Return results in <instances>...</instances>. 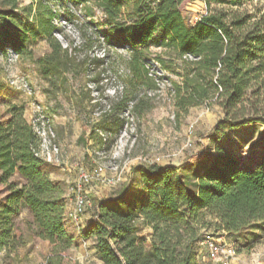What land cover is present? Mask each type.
<instances>
[{"label": "trees", "instance_id": "trees-1", "mask_svg": "<svg viewBox=\"0 0 264 264\" xmlns=\"http://www.w3.org/2000/svg\"><path fill=\"white\" fill-rule=\"evenodd\" d=\"M51 1L57 0L25 5L0 0V20L11 27L0 32V52L10 48L21 53L29 34L44 36L49 51L36 59L39 72L67 80V74L87 70V64L76 57L75 48L62 47L54 35L56 11ZM68 1L84 5L91 0ZM93 1L105 18L102 41L130 48V82L155 86L146 61L151 39L160 30L159 44L171 47L182 59L181 71L176 72L180 80L172 82L177 109L213 100L223 111L213 128L218 133L250 122L264 124V8L252 19L238 11L210 9V3L218 0H202L207 13L189 24L180 11L186 0ZM188 1L193 2L186 8L199 0ZM242 1L248 0H228ZM156 60L175 72L161 56ZM5 88L0 79V94ZM127 102L121 97L112 109L119 112ZM23 114L24 107L15 103L0 110V182L7 183L16 173L25 180L22 185L7 183L0 205V249L12 244L13 217L25 207L32 217L33 235L51 245L40 264H63L60 253L72 241L65 229L66 200L60 185L50 178L48 164L35 155L37 139ZM135 170L144 189L138 211L127 201L124 184L117 194L97 203L93 224L83 232L84 238L95 237L102 264H196L197 241L203 232L196 233L201 228L236 234L264 224V162L245 168L232 154L218 151L197 174L194 195L187 192L176 167L152 164ZM139 218L153 230L148 251L138 242Z\"/></svg>", "mask_w": 264, "mask_h": 264}, {"label": "rangeland", "instance_id": "rangeland-1", "mask_svg": "<svg viewBox=\"0 0 264 264\" xmlns=\"http://www.w3.org/2000/svg\"><path fill=\"white\" fill-rule=\"evenodd\" d=\"M30 1L19 0V5ZM188 2L193 1L182 2L180 11L185 21L192 24L205 15L208 8L202 0L186 8ZM49 5L56 11L54 35L62 47L75 48L76 57L85 60L87 70L67 74V80L42 76L36 59L48 52L49 46L44 36L32 37L29 34L23 41L25 49L17 53L14 62H10L5 53L0 56V79L6 84L0 94V110L12 103L22 105L24 110L30 105L32 109L35 102L48 107L62 158L58 163H47L46 170L63 190L67 202L65 212L70 205V187L77 179L76 164L87 171L100 163L117 166L116 171L108 169L106 172L107 176L118 178L115 184L110 185L101 177L94 178L87 185L91 203L88 207L95 217L94 200L98 196L103 197L99 188L104 189L108 198L117 194L124 184L127 201L133 206V211H138L144 189L138 171H133L135 166L176 167L181 181L186 183L187 192L194 195L197 174L218 151L232 154L245 168L264 162V124L250 122L218 133L213 128L223 111L213 100L186 109L176 108L172 82L180 80L176 72L181 71L182 59L171 47L159 44L160 30L151 39L146 61L148 75L154 79L155 86L135 84L129 81L130 48L102 41L105 18L93 0L84 5L57 0ZM209 8L238 11L254 19L264 4L262 0L242 1L240 4L218 0L211 2ZM10 29L6 20H0L1 33ZM157 56L167 60V65L175 72L165 70L157 62ZM12 76L28 79L34 94L28 95L8 85ZM121 97L128 102L125 108L115 113L112 107ZM103 119L104 122H98ZM101 131L107 132L106 141L101 140ZM8 182L22 185L25 180L16 173ZM7 183L0 182L4 192H8ZM67 221L69 219L65 215V224ZM139 221L138 242L148 251L152 246L153 230L142 218ZM209 228H201L196 234L204 230L213 231V227ZM32 231L31 214L25 207H20L13 217L14 240L10 246L0 249V264H40L44 261L51 245L36 238ZM66 231L72 241L64 251L67 258L63 259V264H102L94 250V236L84 238L85 229L81 227L78 234L71 226ZM215 233V236L234 244L239 259L235 264L255 260L257 264H264V224L248 227L236 234L219 230ZM196 264L215 263L198 259Z\"/></svg>", "mask_w": 264, "mask_h": 264}, {"label": "built area", "instance_id": "built-area-1", "mask_svg": "<svg viewBox=\"0 0 264 264\" xmlns=\"http://www.w3.org/2000/svg\"><path fill=\"white\" fill-rule=\"evenodd\" d=\"M192 22V21H191ZM7 59L14 62L17 59V53L8 48L5 52ZM8 85L23 91L28 95L34 94V90L29 82L23 76H12L9 78ZM29 123L37 139V145L34 153L46 163H58L62 158V149L57 141V135L54 129L52 116L46 105L35 102L32 104V113ZM100 138L103 141L107 139V132H100ZM77 179L70 187V205L67 207V218L73 223H79L82 215L87 207L91 204L87 193V185L95 178L101 177L103 181L113 185L117 181V177L107 176L108 169L117 170V166L109 163L98 164L93 170L87 171L82 166H77ZM7 192L0 188V205L4 202ZM216 233L211 230H204L203 234L197 241L198 259H206L215 264H235L238 259V254L233 243L226 242L221 236H215ZM62 258H67L65 252H61ZM44 262V261H43ZM244 264H257L258 261H243Z\"/></svg>", "mask_w": 264, "mask_h": 264}, {"label": "crops", "instance_id": "crops-1", "mask_svg": "<svg viewBox=\"0 0 264 264\" xmlns=\"http://www.w3.org/2000/svg\"><path fill=\"white\" fill-rule=\"evenodd\" d=\"M31 110H32L31 109V105H30L29 108L26 107L25 110H24V117L26 118L27 121H29V118L31 117ZM99 190H101V196H103V197L101 198V197L98 196L96 198V200H94L95 201L94 202V208H96V205H97V203L99 201H101L103 199H106V195H105L106 193L104 194V192H103L104 189L99 188ZM66 204H67V202H66ZM93 220H94V216L91 215L90 207H88L86 209L85 213L82 215L79 223L76 224V223H73L72 221L69 220V221L66 222L65 226H66L67 230H68V227L71 226L72 228H74L76 230V234H78L80 227L83 228V229H87V228L91 227L92 224H93ZM72 235H73V233H72Z\"/></svg>", "mask_w": 264, "mask_h": 264}]
</instances>
